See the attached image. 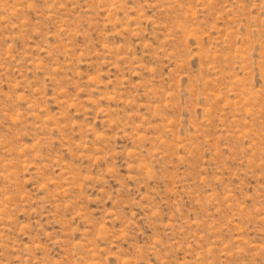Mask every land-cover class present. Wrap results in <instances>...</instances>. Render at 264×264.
Segmentation results:
<instances>
[{
    "label": "rangeland",
    "instance_id": "1",
    "mask_svg": "<svg viewBox=\"0 0 264 264\" xmlns=\"http://www.w3.org/2000/svg\"><path fill=\"white\" fill-rule=\"evenodd\" d=\"M0 264H264V0H0Z\"/></svg>",
    "mask_w": 264,
    "mask_h": 264
}]
</instances>
